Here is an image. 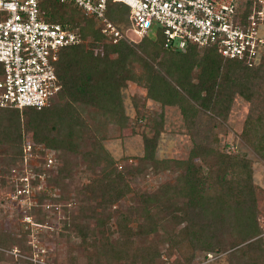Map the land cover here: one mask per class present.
Masks as SVG:
<instances>
[{
  "label": "rangeland",
  "instance_id": "obj_1",
  "mask_svg": "<svg viewBox=\"0 0 264 264\" xmlns=\"http://www.w3.org/2000/svg\"><path fill=\"white\" fill-rule=\"evenodd\" d=\"M121 24L124 30L129 28L128 20ZM126 34L130 44H138L143 40L133 31ZM149 37L156 39L154 32H150ZM88 39V43L94 41L92 36ZM83 46L85 50L92 48L90 44ZM137 48L143 58L148 55L146 58L151 66L162 72L173 86H177L175 77L169 76L158 64L164 53H161L158 61L155 60L154 63L150 58L151 54L155 56L153 46L147 47L146 50H141L139 46ZM261 55H264V52L257 57L255 67L260 63L262 65L251 70L252 72H246L248 77H243V72L238 75L231 74L225 82V87H216V91H223L219 105L229 106L226 118L223 112L220 116L201 110L200 106L193 102H181V97V100L174 101V104H164L149 96L147 83L144 85L128 81L120 89L122 116L111 112L114 107L111 99L101 100L98 104H75L74 109L70 108L69 113H72L73 121L76 117L78 119L75 125V122L72 124L74 134L68 139V143L75 145L74 150L65 153V162L62 160L64 156H58L55 150L47 149L45 144H37L32 133H28L23 156L11 164V167L3 165V159L0 161V239H4L5 233L18 235L17 238L22 239V246H26L29 251L22 253L18 242L16 245H7L11 247L0 246V264H90L91 260L94 262L96 257H87L81 239L74 232L66 231L64 222L68 219L66 213L76 207L78 209L84 198H87L85 203L94 208L101 201L102 181H108L103 172L108 165L105 152L119 169L133 172L125 179L130 186L127 196L108 211L113 213L118 209L127 213L131 207L145 206L154 213L160 223L158 232L149 233L146 238L133 236L132 239L137 244L144 243L146 247L164 239L165 242L160 247V264H264V158L253 152L241 136L248 116H264V60L260 59ZM133 68L136 75H139L143 72L144 65L135 63ZM253 71L260 74L259 77H251ZM144 74L147 75L145 70ZM200 74V67L192 69L190 76L195 83L198 82ZM241 83L247 84L253 91L251 101L246 100L238 91ZM152 91H164V88L157 85ZM231 94L234 95L231 97ZM58 102V105H61L69 101L58 99ZM123 116L124 118H121ZM4 120H0V124L5 122ZM63 131L64 134L72 132L69 126ZM144 137L151 139L155 144L149 146V150L146 149ZM197 144L204 145V149L208 151L204 154L211 158H216L212 151L214 150L246 158L252 164L255 200L248 199V202H242L240 207L232 211L227 209L224 215L225 227L231 223L232 225L223 235L215 233L226 241L222 246L229 250H218L217 254L200 245L193 249L189 241L182 236L186 222L177 225L174 219V215L178 213H175V207L186 199H178L173 193L177 186H181V175L184 172L182 164ZM149 153H153L155 158L153 165L151 161L142 160V157ZM200 156L196 158L198 165L202 164ZM210 162L213 163V160ZM63 164L65 170L60 173L59 168ZM4 169L7 172H3ZM13 181L29 189V192L15 191L18 187H13ZM214 186L215 183L209 190H205L207 197L217 193ZM143 194L148 197L157 195L162 198L163 206L158 207L154 200L144 199ZM168 195L173 196L170 198ZM34 202H38V205L32 207ZM205 202L207 201L202 204V207H205L204 217L200 221L207 228L203 234H210L213 232L210 226L216 223V217L220 213L208 211L210 204ZM180 214L184 215L182 212ZM36 219H41V224L37 223ZM89 221L91 226L96 223L91 218ZM137 223L136 220L131 224L134 231L137 229ZM110 225L114 231L118 230L115 218H112ZM256 231L260 232V235L253 239L257 243L255 257H241L239 250H236L238 247L227 248V243L235 239H243L240 246L246 245L252 239L246 242L244 240L251 238ZM118 235L119 233L115 232L111 240H115ZM166 237L171 243L166 242ZM73 255L76 256L75 261L71 258ZM186 256L193 257L189 263L185 262Z\"/></svg>",
  "mask_w": 264,
  "mask_h": 264
},
{
  "label": "trees",
  "instance_id": "obj_2",
  "mask_svg": "<svg viewBox=\"0 0 264 264\" xmlns=\"http://www.w3.org/2000/svg\"><path fill=\"white\" fill-rule=\"evenodd\" d=\"M40 7L48 22L60 23L66 28L79 30L84 38L88 39L92 36L94 41L89 43L92 46L90 50H85L83 45H74L60 51L56 72L63 88L48 106L41 109L16 106L0 107V120L5 119V122L0 124V147L3 148L0 149V161L3 159V165L6 166L11 167V164L23 156L28 133H32L37 144H45L47 149L55 150L58 156H64L65 153L73 151L75 145L71 142L68 143V139L74 134L72 124L78 117L73 121V115L69 113L70 108L74 109L75 104H98L101 100L111 99L114 105L111 112L122 116L120 89L128 81H136L144 85L147 83L149 96L162 101L164 104H174V101L181 100V97V102L187 104L193 102L199 105L201 110L213 112L220 116L223 112L225 113L224 118H226L229 106L219 105V98L223 91H216V87L219 85L222 88L223 85L225 87V82L229 80L231 74L238 75V73L243 72L242 76L248 77L246 72L262 65L260 63L255 67V61L226 60L218 52L217 47L198 48L195 45H189L185 50L175 47L167 49L164 47V38L160 32L155 40L146 36L138 44H130L128 39H120L118 43L113 44L101 34L97 21L88 18L73 3H63L60 0H41ZM128 15L129 10L121 4L115 5L108 13V17L121 27V23L128 20ZM4 17V14L0 13V20ZM138 46L141 50H146L150 46L154 47L155 56L150 55L154 63L155 60L158 61L161 53H164L158 64L165 69L169 76L175 77L177 86H173L163 76L162 72L150 65L149 59L146 58L147 54L144 58L142 57V54L138 52L140 50L137 48ZM95 49L99 51L95 53ZM260 59L263 61L264 55L260 56ZM135 63L144 65L147 75L144 74V70L141 74L136 75L133 68ZM195 67L201 68L197 83L190 76ZM259 75L253 71L251 77H259ZM157 85L163 86L164 91H152ZM238 91L246 100H252L253 91L247 84L241 83ZM233 95L229 96L232 97ZM58 99H67L69 102L58 105L60 103H57ZM251 117V115L248 116L245 121L241 136L253 152L264 158V116L260 114L256 118ZM66 126H69V130L72 132L69 131L70 133L64 134L63 130ZM144 138L147 150H149V146L155 145L151 139ZM203 146L195 145L189 158L182 164L184 172L181 175V186H177L173 194L178 199H186V201L182 203L183 205L179 203L181 206L178 204L179 206L175 207L177 208L175 213H178L174 215V219L177 225L186 222L182 229V236L189 241L193 249L200 245L211 250V253L217 254L218 250H229L223 248L222 244L226 241L220 239L222 237L218 235H223L225 230L232 225L231 223L225 227L224 215L227 209L232 211L235 210L234 208L240 207L242 202H248V199L255 200L253 171L250 160L214 150L212 151L216 154V158H211L208 154H204L208 151ZM29 149L32 150L31 146ZM104 156L108 165L103 172H105L108 181H102L103 184L100 187L101 201L94 208L85 203L87 198H84L83 203L78 205V209L76 207L77 211L74 209L66 213L68 219L64 222V229L74 232L81 239V244L85 247L88 258L96 257L94 262L89 261L90 264H160V247L165 242L164 239L157 240L156 243L154 242L147 247L144 246V243L137 244L132 239L133 236L146 238L149 233L158 232L160 223L154 213L145 206L131 207L127 213L118 209L113 213L108 211L127 196L130 186L125 179L133 172L115 166L107 152L104 153ZM198 156L201 157L202 164L200 165L196 163ZM142 158L146 162L151 161L153 165L155 159L153 153L146 154ZM62 160L65 162V156ZM210 160H213V163ZM63 168L64 164L59 168L60 173L65 170ZM2 171L7 172L5 169ZM214 183L217 193L207 197L205 192L213 187ZM15 185L18 187L15 191L25 188L13 181V187ZM31 186H33L32 182ZM168 196L172 198L173 195ZM142 197L146 200H154L158 207L163 206L162 198H158L157 195L148 197L143 194ZM95 200L98 199L95 198ZM204 201L210 204L207 208L208 211L214 214L220 213L216 217V223L210 226L213 231L210 234H203L207 228L200 221L204 217L205 207H202ZM34 203L32 207L38 205V202ZM222 207L225 208L222 209ZM97 208L101 210L98 211ZM29 212L31 213L32 210ZM181 212L184 215H181ZM89 218L95 220V225L91 226ZM112 218H115L118 226L116 231L110 225ZM36 220L37 223L42 222L41 219ZM136 220L138 222L137 229L134 231L131 224ZM115 232H118L119 235L115 240H111V236ZM258 235L260 232L256 231L251 238L245 239L244 242L251 239L252 241L244 246H240L243 239H235L233 242L227 243V248L236 249L238 247L236 250H239L238 253H241V257L253 258L256 256L254 252L257 244L256 240L253 239ZM17 236L5 233L4 239H0V246L11 247L7 245L10 243L16 245L18 242L22 253H26L29 249L22 246V239L17 238ZM215 238L220 240H214ZM166 240V242L171 243L167 237ZM74 257L76 256H71L75 261ZM192 258L186 256L185 262L189 263Z\"/></svg>",
  "mask_w": 264,
  "mask_h": 264
},
{
  "label": "built area",
  "instance_id": "obj_3",
  "mask_svg": "<svg viewBox=\"0 0 264 264\" xmlns=\"http://www.w3.org/2000/svg\"><path fill=\"white\" fill-rule=\"evenodd\" d=\"M40 1L0 0L5 16L0 20V107L48 106L63 88L56 72L60 51L89 45L79 30L48 22ZM60 1L73 3L97 21L101 34L113 44L128 39L130 31L141 38L160 32L167 49L217 47L224 59L247 62L264 52V0ZM117 4L129 10L127 30L108 17Z\"/></svg>",
  "mask_w": 264,
  "mask_h": 264
}]
</instances>
